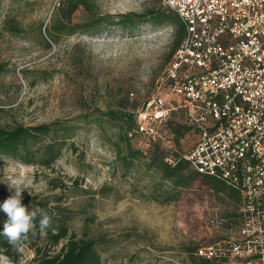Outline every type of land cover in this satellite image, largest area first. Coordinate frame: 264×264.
Wrapping results in <instances>:
<instances>
[{"label": "rangeland", "instance_id": "374dc122", "mask_svg": "<svg viewBox=\"0 0 264 264\" xmlns=\"http://www.w3.org/2000/svg\"><path fill=\"white\" fill-rule=\"evenodd\" d=\"M160 8V0H0V127L52 131L30 142L25 161L0 153V204L14 193L10 180L23 179L22 197L47 203L77 237L105 240L103 264H188L185 247L233 239L217 224L242 215L240 201L199 174L174 190L157 167L162 150L140 155L123 136L170 61L177 26L112 22ZM49 143L60 152L44 166ZM21 253L18 264H28L31 250ZM0 264L14 263L0 255Z\"/></svg>", "mask_w": 264, "mask_h": 264}, {"label": "built area", "instance_id": "2783aa9c", "mask_svg": "<svg viewBox=\"0 0 264 264\" xmlns=\"http://www.w3.org/2000/svg\"><path fill=\"white\" fill-rule=\"evenodd\" d=\"M162 4L176 13L185 35L135 110L128 137L141 154L158 148L167 167L185 162L239 193L236 236L204 245L201 258L264 264V0ZM189 137L190 148L176 145Z\"/></svg>", "mask_w": 264, "mask_h": 264}, {"label": "trees", "instance_id": "16d2710c", "mask_svg": "<svg viewBox=\"0 0 264 264\" xmlns=\"http://www.w3.org/2000/svg\"><path fill=\"white\" fill-rule=\"evenodd\" d=\"M160 7V9L147 11L143 15H120L115 21L112 22V24H115V26L119 27L121 30L134 29L137 26L145 23L146 18H149L150 23L153 24H175L177 27L174 33V39L171 45L170 53L168 55L169 58H172V54L178 49L184 38L185 28L176 13L163 6L162 0H160ZM74 9L75 7L73 10ZM123 117V119L126 120L130 117V115L128 116L124 113ZM134 126L135 114L133 126L127 133H129L134 128ZM168 128L170 130L172 129L177 137H180V127L174 129L171 127L170 123ZM51 132L52 131H50V127L46 125L37 127H24L18 125L5 129L0 127V153L25 161L23 155L27 154L30 142L37 140L39 137L47 138L50 136ZM125 134L126 133L124 132L123 136H125V138L127 137L128 141L133 140L134 144L136 145V140L134 138H129L128 134ZM60 147V145L55 143H49L42 146V154L40 155L42 160L41 165L50 166L58 157ZM136 149L141 155L137 145ZM157 167L164 178L172 181L174 190L189 187L199 176L189 167L187 163L182 161L179 162L174 168H169L162 162ZM202 179L211 187L214 192L223 194L226 198H228L229 201L233 203L240 201L239 193L227 185L224 181H219V179L215 177H209L206 175H202ZM22 204L29 208V210L43 208L50 213L47 203L37 200L36 197L24 196L22 197ZM6 220V214L3 211H0V232H2L3 225ZM238 220L239 221L236 225H231L228 227L230 223H226L227 221L223 219V221H220L217 226L219 227L220 225L222 229L227 227L226 229L232 230L231 232H236L240 227L241 217H238ZM36 223L37 235L35 238L30 237L29 241L23 247L31 250L33 254L32 258L29 259L28 264H103L102 256L98 249L99 246L105 243L103 238L93 239L91 237H87V235L77 237L73 232H70L67 220L64 219V217L58 220L55 217H52L51 227L44 232L39 229L38 220ZM201 248H203L202 245L185 247L184 253L186 255V261L188 264H228L225 262L226 260L220 258H201V256H199L197 253V251ZM21 251L22 250H17V248L10 245L3 236H0V255H4L12 263L18 264L19 258L22 254Z\"/></svg>", "mask_w": 264, "mask_h": 264}, {"label": "clouds", "instance_id": "9594fccd", "mask_svg": "<svg viewBox=\"0 0 264 264\" xmlns=\"http://www.w3.org/2000/svg\"><path fill=\"white\" fill-rule=\"evenodd\" d=\"M23 184L21 178L11 179L9 187L14 189V193L0 204V211L7 216L0 236L17 250H22L30 237L35 238L37 220L41 231L47 230L52 224V217L47 210L43 208L29 210L22 204Z\"/></svg>", "mask_w": 264, "mask_h": 264}]
</instances>
